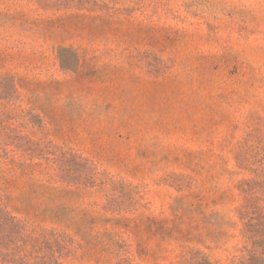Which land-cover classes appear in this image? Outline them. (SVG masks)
Listing matches in <instances>:
<instances>
[{
  "label": "rangeland",
  "instance_id": "1",
  "mask_svg": "<svg viewBox=\"0 0 264 264\" xmlns=\"http://www.w3.org/2000/svg\"><path fill=\"white\" fill-rule=\"evenodd\" d=\"M6 74L17 100L0 98V111L39 121L4 118L0 129L89 158L135 208L125 227L92 232H121L128 252H100L71 227L82 246L67 264H178L187 249L217 264L242 258L238 184L264 173V0H0ZM105 201L88 189L64 203ZM180 216L189 233L177 241Z\"/></svg>",
  "mask_w": 264,
  "mask_h": 264
},
{
  "label": "trees",
  "instance_id": "2",
  "mask_svg": "<svg viewBox=\"0 0 264 264\" xmlns=\"http://www.w3.org/2000/svg\"><path fill=\"white\" fill-rule=\"evenodd\" d=\"M14 77L0 75V98L9 102L17 100ZM29 117L31 122L39 121L30 112L24 114L3 113L0 122L7 119ZM239 159V158H238ZM240 165L251 169L246 155L239 159ZM24 190L13 196L18 182ZM189 188L191 186H188ZM92 189L105 198L101 210L72 209L65 205V199L81 195ZM243 203L237 209L243 237L242 258L237 264H264V173L255 170V177L243 179L238 184ZM126 185L116 181L89 158L72 149L59 147L52 142L35 140L12 126L0 129V264H67L65 260L75 258L77 248L82 246L67 232L74 227L87 245H93L100 252H128V246L121 232L107 230L109 223L119 227L130 218L125 211L135 209L125 204ZM21 202L28 217L16 213L13 202ZM96 204V203H94ZM190 205V204H189ZM192 205V204H191ZM28 207V208H25ZM131 207V208H130ZM184 213L192 209L179 206ZM13 208V209H12ZM28 209V210H27ZM119 214L112 218L107 213ZM40 219L41 221H37ZM181 222L176 226L177 241L188 238L189 229L184 230ZM51 220L65 229L47 227L43 221ZM126 224H124L125 227ZM93 234V235H92ZM117 264H133L123 258ZM178 264H217L202 251L187 249Z\"/></svg>",
  "mask_w": 264,
  "mask_h": 264
}]
</instances>
